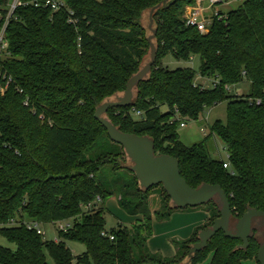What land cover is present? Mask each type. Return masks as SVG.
<instances>
[{
    "label": "trees",
    "instance_id": "1",
    "mask_svg": "<svg viewBox=\"0 0 264 264\" xmlns=\"http://www.w3.org/2000/svg\"><path fill=\"white\" fill-rule=\"evenodd\" d=\"M19 1L7 17L0 50V235L16 244L14 251L0 246V264H198L208 256L209 264L251 258L259 264L256 226L246 247L218 230L187 255L198 232L219 216L216 199L210 200L208 219L188 238L172 239L173 256L151 252L152 216L166 220L189 206L162 202L151 211L153 188L170 197L161 184L140 187L125 165L130 159L123 147L110 140L94 112L123 92L149 60V28L142 19L160 3L152 13L154 62L133 87L131 103L109 107L103 117L122 132L151 138L155 154L175 157L189 186L220 185L234 220L248 208L264 211V0H243L213 16L205 33L182 17L196 0H63L57 10L46 0ZM11 2L0 0V29ZM169 54L177 61L198 55V71L163 66ZM196 73L213 78L214 85L195 82ZM243 79L249 93L231 94L229 86ZM222 101L225 121L216 119L202 140L183 143L181 119H197ZM136 111L140 115L133 118ZM215 136L226 160L211 155L208 140ZM93 149L94 157L85 158ZM111 196L142 220L106 230L105 201ZM68 220L64 229L58 225L56 239L26 225ZM66 241L83 243L85 250L73 254Z\"/></svg>",
    "mask_w": 264,
    "mask_h": 264
},
{
    "label": "water",
    "instance_id": "2",
    "mask_svg": "<svg viewBox=\"0 0 264 264\" xmlns=\"http://www.w3.org/2000/svg\"><path fill=\"white\" fill-rule=\"evenodd\" d=\"M160 3L151 7L148 13V28L151 34L147 36L150 47L149 60L132 76L125 84L122 95L113 100L102 102L94 112L95 118L106 129L110 140L121 145L132 162L130 169L134 172L140 187L149 188L161 184L172 204L176 207H196L216 199L219 204V216L215 218L212 225L198 232V241L193 243L187 253L191 256L196 251L206 246L207 241L218 231L222 230L225 236L242 241L243 247L248 245V238L255 227L254 220L262 218L264 226V211L248 208L240 218L234 222L231 228V210L225 191L218 184L202 183L198 187L189 186L179 173L178 161L175 157L166 154H155L154 143L145 135L126 133L120 131L103 113L109 107L127 106L131 103L133 87L144 78L155 59V45L152 39L155 30L152 25V13ZM259 264H264V239L260 242L256 253Z\"/></svg>",
    "mask_w": 264,
    "mask_h": 264
},
{
    "label": "rangeland",
    "instance_id": "3",
    "mask_svg": "<svg viewBox=\"0 0 264 264\" xmlns=\"http://www.w3.org/2000/svg\"><path fill=\"white\" fill-rule=\"evenodd\" d=\"M242 1L243 0H222L219 3H216L215 6L211 9V11L220 10L222 12H227L230 9L236 8ZM186 6H188V5H186ZM205 7H206V4H205ZM211 11L209 12V10H208L207 13L208 14L212 13ZM148 13H149V11L144 14V18L142 19V23L146 27H148V24H149ZM151 27L152 28L154 27L153 23H152ZM146 34L147 35L151 34L150 29L147 31ZM152 42L154 43L153 40H152ZM148 59H149V56L146 57V60H148ZM162 62H163V66H166L168 68H175L178 66H189L192 69H194L196 72L198 71L199 64H200L198 55H192L188 60H185V61H183V60L177 61L176 59L173 58L172 55L169 54L163 59ZM195 82H197L199 84H203L206 87H210V86H212L213 78L202 77L198 73H196ZM229 92L231 94H235V95H243V96L247 95L249 93V81L247 79H243L238 84L230 85L229 86ZM122 93L123 92H121L119 94V96L122 95ZM225 106H226V102L222 101V102H219V103H217V104H215L209 108H205L203 110V112H201L199 114L197 119H190V118L181 119V121L184 124L182 126L178 125V127H177V133L179 135L180 140L185 144H192V143H195V142L202 140L203 137L209 132L210 125L216 119H219L223 122L225 121ZM161 109H162V111H165L166 107H162ZM132 116H133V118H137L136 115H132ZM208 145L210 147V152H211V155L213 157L226 160V157H227L226 149L224 148L222 141L218 137L215 136L214 138H210L208 140ZM97 152L98 151L95 149L89 150V151L85 152L84 157L87 159L94 157V155ZM121 161H122V159H121ZM125 165L131 166L132 162L130 160H128L127 162H125ZM160 189L161 188L159 186H157V187L153 188L151 190V192L149 193L150 198H149L148 204H149L151 211L154 210L156 207H159L162 204V202L164 204L166 203L167 205L169 204V205L173 206L171 200L165 199L164 194H163V192L160 191ZM111 197H115L118 201V198L116 196H111ZM111 197H109V198H111ZM107 204L110 206L111 200H109ZM199 207L210 209L211 203L209 201L207 203L200 205ZM199 207H197V208H199ZM187 209H192V208L189 207ZM123 213L120 211L117 212V209L115 207H114V209H111L110 212L108 211L105 214V220H106L105 228H106V230H109L110 228L116 226L117 223L120 221H122L123 224H125L128 227L134 223V222L129 223L131 221H128L129 216H131V215H128L125 211H123ZM119 218L121 220H119ZM140 220H142V217ZM140 220H138V221H140ZM257 220H258L259 227L261 230V234L260 235L258 234L259 240L261 242L264 239L263 220H262V218H256L254 220L255 226H256ZM235 221L236 220H234L231 217V224H230L231 228H234V222ZM67 223H71V220L60 221V222L55 223V224L54 223L39 224V227L44 232V238L56 239L57 232H58V225H65ZM175 240H176V238H175ZM171 242H172V245L175 246L173 244V241H171ZM66 245L71 249L73 254H79L85 250V245L83 243H80V242L66 241ZM0 246L10 248L12 251H14L16 249V244L13 242H10L7 238L3 237L2 235H0ZM157 253L163 256V253H161V252H157ZM47 259H48L49 263H52V260L49 257H47ZM209 261H210V257L208 256V257H206V259H204L203 261H201L198 264H209ZM241 264H255V259L251 258V259L243 260L241 262Z\"/></svg>",
    "mask_w": 264,
    "mask_h": 264
},
{
    "label": "crops",
    "instance_id": "4",
    "mask_svg": "<svg viewBox=\"0 0 264 264\" xmlns=\"http://www.w3.org/2000/svg\"><path fill=\"white\" fill-rule=\"evenodd\" d=\"M111 200L110 206L107 204ZM115 197L107 199L105 202L106 209L110 212L114 207L117 212H122ZM157 208V207H156ZM155 208V209H156ZM122 210V211H121ZM124 214V213H123ZM129 215V214H128ZM132 217V218H131ZM141 214L129 216V223L141 219ZM209 217V211L206 208H192L173 211L168 219L158 220L152 216V234L147 239V247L151 252H161L163 256L170 257L175 254L176 248L172 245V239L183 240L188 238L195 227L203 224ZM119 220H121L119 218ZM120 223L123 224L122 221ZM258 225V226H257ZM258 234H261L258 220L256 221Z\"/></svg>",
    "mask_w": 264,
    "mask_h": 264
},
{
    "label": "built area",
    "instance_id": "5",
    "mask_svg": "<svg viewBox=\"0 0 264 264\" xmlns=\"http://www.w3.org/2000/svg\"><path fill=\"white\" fill-rule=\"evenodd\" d=\"M221 1L222 0H196L194 4H189L188 6H185L184 13L182 15L185 24L195 27L201 33H205L207 31V26L212 20L213 16L222 17V14L224 12L220 10L211 11V9L215 6V4ZM18 4H20L19 0H12L11 4L9 5L8 14L6 16L4 24L0 29V50H3L6 46L3 40V34H4V28L6 25L7 17ZM46 4H48L51 9L57 10L63 4V0H46ZM206 10L207 11L209 10V12L211 11L212 13L208 14ZM212 85H214V80L212 82ZM4 88L5 86L0 85L1 93L3 92ZM256 102H259V99H257ZM135 115L136 116L140 115V112L136 111ZM183 124L184 123L181 121L180 126H182ZM228 165L229 164L227 161L223 163V167H228ZM87 206H89V204ZM26 225L28 228L31 227L36 228L37 233L44 234L43 230L40 229V227L37 225L36 222H32V221L27 222ZM66 226H68V223L65 225H59V228L64 229V227Z\"/></svg>",
    "mask_w": 264,
    "mask_h": 264
}]
</instances>
